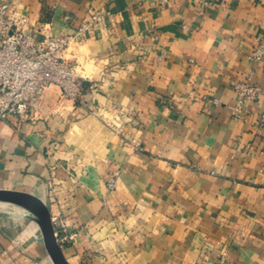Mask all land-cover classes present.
<instances>
[{
  "label": "crops",
  "instance_id": "crops-1",
  "mask_svg": "<svg viewBox=\"0 0 264 264\" xmlns=\"http://www.w3.org/2000/svg\"><path fill=\"white\" fill-rule=\"evenodd\" d=\"M17 10L36 39L100 17L63 56L84 83L79 99L50 86L34 123L0 121V190L37 197L55 230L76 233L67 262L264 264V56L250 58L264 44V0H18ZM236 83L260 90L239 119ZM13 230L0 221V264L17 258L1 235Z\"/></svg>",
  "mask_w": 264,
  "mask_h": 264
},
{
  "label": "built area",
  "instance_id": "built-area-1",
  "mask_svg": "<svg viewBox=\"0 0 264 264\" xmlns=\"http://www.w3.org/2000/svg\"><path fill=\"white\" fill-rule=\"evenodd\" d=\"M167 5L169 0H160ZM18 0H0V121L14 119L16 126L34 123L40 108V100L50 86L61 90V99L76 102L84 91V83L77 66L64 59V54L73 45L87 40L98 27L100 17L87 16L72 34L53 36L43 30L42 38L36 39L28 30L29 20L18 12ZM66 21L69 17L64 18ZM264 56V44L258 42L250 58L259 60ZM233 91L237 105L233 109L239 119L244 106L255 102L260 90L255 85L236 83ZM264 121V115L261 116ZM119 133V130H115ZM117 187V178L107 183L108 192ZM75 232H68L64 224L55 230V238L63 250L73 245ZM220 264H224L221 260Z\"/></svg>",
  "mask_w": 264,
  "mask_h": 264
},
{
  "label": "rangeland",
  "instance_id": "rangeland-1",
  "mask_svg": "<svg viewBox=\"0 0 264 264\" xmlns=\"http://www.w3.org/2000/svg\"><path fill=\"white\" fill-rule=\"evenodd\" d=\"M0 221L5 223L10 221L14 228L10 233H1L2 236L6 235L7 238H10L16 246L12 254L17 258L10 264H20L22 257H25L29 262L25 264H52L43 247L39 228L30 217L27 218L22 213L13 212L9 207V209H0Z\"/></svg>",
  "mask_w": 264,
  "mask_h": 264
},
{
  "label": "water",
  "instance_id": "water-1",
  "mask_svg": "<svg viewBox=\"0 0 264 264\" xmlns=\"http://www.w3.org/2000/svg\"><path fill=\"white\" fill-rule=\"evenodd\" d=\"M0 203L24 209L36 223L42 236L43 247L52 264H69L55 238V228L44 202L37 197L18 191L0 190Z\"/></svg>",
  "mask_w": 264,
  "mask_h": 264
},
{
  "label": "bare ground",
  "instance_id": "bare-ground-1",
  "mask_svg": "<svg viewBox=\"0 0 264 264\" xmlns=\"http://www.w3.org/2000/svg\"><path fill=\"white\" fill-rule=\"evenodd\" d=\"M9 207L11 208V210L13 212L22 213L27 218L30 217L29 213L27 211H25L24 209H22V208H19V207L13 206V205H8V204H5V203H0V209H5V208L9 209Z\"/></svg>",
  "mask_w": 264,
  "mask_h": 264
}]
</instances>
